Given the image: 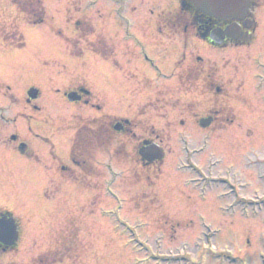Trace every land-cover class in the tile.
Here are the masks:
<instances>
[{
	"label": "rangeland",
	"instance_id": "obj_1",
	"mask_svg": "<svg viewBox=\"0 0 264 264\" xmlns=\"http://www.w3.org/2000/svg\"><path fill=\"white\" fill-rule=\"evenodd\" d=\"M176 4L43 0L46 21L30 26L8 0H0V37L14 45L6 46L0 38V89L13 97L0 96V209L12 216L20 232L0 264H39L63 246H72L75 255L61 264H132L135 253L125 246H146L164 257L185 252L193 264L203 255L199 264H217L215 259L259 264L264 258V179L259 178L264 172V0H254L249 10L257 24L251 44L225 50L195 39H188L184 48L183 38L170 35L160 20ZM78 20L90 24L93 32L77 35L72 23ZM19 35L22 45L15 48ZM102 40L114 51L112 59L90 52ZM190 51L198 52L207 76L230 94L233 120L215 132H202L190 118H174L176 124L186 120L184 127L171 140L164 139L162 162L144 167L138 150L145 141L161 145L151 132L164 130L163 118H169L157 109L158 98L151 93L171 89V73L183 66L181 57ZM81 86L95 98L87 97L88 106H77L75 113L84 121L80 124L126 120L129 127L127 136L115 135L112 146L92 153L86 173L65 169L67 181L58 171L62 163L69 165L72 136L58 138L56 130L62 128L59 115L65 112L62 129L67 131L75 121L68 118L73 108L61 91L67 94ZM32 87L39 91L34 104L39 111L24 102ZM131 92L133 97L123 96ZM205 99L196 114L209 108L202 105ZM14 133L16 141L5 143ZM204 137L207 149L191 157L208 179L199 187L191 183L193 174L178 172L186 158L184 142L195 149ZM22 144L28 155L17 149ZM217 178H228L237 202L256 205L229 209L233 197L228 187L214 182ZM148 253L136 258L144 260Z\"/></svg>",
	"mask_w": 264,
	"mask_h": 264
},
{
	"label": "flooded vegetation",
	"instance_id": "obj_2",
	"mask_svg": "<svg viewBox=\"0 0 264 264\" xmlns=\"http://www.w3.org/2000/svg\"><path fill=\"white\" fill-rule=\"evenodd\" d=\"M202 25L203 21L200 17L192 19L187 16L179 15L175 19V21H169L168 24H165L164 26H169L170 32L173 33V36H178L184 39L185 48L188 39H198V37L200 38L199 35L202 31ZM254 25L255 24L253 23V26L248 31V34H253L255 32L254 29L256 28ZM243 32H245V30H243ZM233 43H236L235 45L240 44L242 46V43L240 42ZM233 43L232 46H235ZM249 45L250 44L246 46ZM235 47L237 48V46ZM197 54V51H190L189 53H184L182 55L181 58L183 60L181 61V64L183 66L180 68L177 67L176 72L174 71V69V74L172 72L170 76V80L172 82L167 87H171V89L166 90V87H164L161 90H165H163V92L160 94H157L160 89H154V91L151 93V96H153L154 99L158 98V100H155L157 109L162 110L164 116H169V118H163L166 120L164 130L159 132L153 130L151 132V137L154 139L153 141L160 143L161 145L159 146H163L164 139L171 140L172 136L174 134L176 135L178 132H180V130H182V127H184L186 120L183 121V119H180L176 124L174 118H190L191 121L196 124V126L200 119L209 120L210 123L206 129L200 130L197 127V129L202 132H208L209 130L215 132L219 130L220 125H222L223 127H227V123H229L230 121L232 122L233 120L234 116L231 111L232 107L229 105L231 100L230 94L226 92L227 90H225L224 85H220L218 82L214 81V76H207L209 71L204 69V67L202 66L203 62ZM208 78H210L211 81H208ZM69 93H74L78 98V101L73 103L68 102L66 99V95ZM91 93L92 92L89 89H83L82 86L80 87V89H70L67 94H63L62 92L63 101L73 108L72 115L68 116V118H70V121H75V123L70 124L69 129H67L66 131L65 129H62L64 127V121L66 120V112L62 115H59L62 128L56 130V135L58 138H60L61 135H65L67 133L68 137L72 136L70 140L69 152L72 151L75 156L73 161L75 165H85V162L82 161L81 157H76L75 153L81 154L80 152H82L99 154L104 149L114 144L113 137L115 135L127 136L125 135V133H127L125 131L126 129H128L129 123L126 120H123L124 122H118L120 124V130L117 131L114 128V125L116 123L114 125L113 123H103V121L100 119H93L92 121H89L84 125L80 124L84 121L81 116L76 115L75 111H77V106L85 107L89 105L87 97L92 95L95 98V96ZM0 96L9 97L12 101V97L8 94V90L0 89ZM123 96L125 98H131L134 96V92L124 94ZM205 97L206 99L202 101V105H207L209 108L205 109L204 114H196L195 110H197V104L200 103V100ZM36 101L28 102L27 99L24 98V102L27 104V106L32 107L34 110L38 111L39 109H37V107H34ZM0 113L3 115L4 109L0 108ZM133 113L134 110L131 116L134 115ZM112 118L125 119L120 117ZM91 123H93L92 127ZM70 130H72V133L69 134ZM15 141L16 136L14 137L12 135L4 142L7 144H12ZM58 142L60 143L59 140ZM114 152H116V149L114 150ZM161 162L150 163L148 167L157 166ZM58 163L59 161H57V165ZM60 164L61 162L59 163V165ZM73 250L75 249L72 248V246H63L62 248H58L56 250L57 252H49L48 258H41L38 260V263L61 264L65 259L70 260L74 257L75 253ZM0 252H3V249L1 247Z\"/></svg>",
	"mask_w": 264,
	"mask_h": 264
},
{
	"label": "water",
	"instance_id": "obj_3",
	"mask_svg": "<svg viewBox=\"0 0 264 264\" xmlns=\"http://www.w3.org/2000/svg\"><path fill=\"white\" fill-rule=\"evenodd\" d=\"M201 13L212 16L217 20L223 21L232 18L233 20H242L246 14L248 0H188ZM240 34V28L232 26L226 29L224 33L215 31L211 39L216 43H221L224 37L236 39ZM245 37V36H243ZM242 37V38H243ZM241 38V39H242ZM36 92L30 91L28 95L31 99L36 98ZM72 101V96L69 97ZM202 126V125H201ZM204 127V126H202ZM147 161H151L157 156L154 148L143 149L140 152ZM17 239L16 224L12 219L3 218L0 220V243L11 246Z\"/></svg>",
	"mask_w": 264,
	"mask_h": 264
},
{
	"label": "trees",
	"instance_id": "obj_4",
	"mask_svg": "<svg viewBox=\"0 0 264 264\" xmlns=\"http://www.w3.org/2000/svg\"><path fill=\"white\" fill-rule=\"evenodd\" d=\"M11 2H13V4H15L19 13L24 15L27 18L28 23L30 25H40V24L44 23L45 15H44V9L41 5V0H11ZM180 5L181 6L184 5V6H186V8L187 7L191 8V6H189L184 0H180ZM204 21H205V24L202 27L201 35L203 34L205 37H207L210 33V30L214 26H216L218 23L215 21L209 20L207 18H204ZM75 30L79 34L80 33H86L87 31H89V27H87L85 24L77 22L75 25ZM17 43H18L17 47H20L22 45L21 44L22 43L21 38L19 39V41ZM103 49H104V47L102 44L101 48L95 49V53L99 54V55H103V53H104ZM84 157L88 158L89 156L84 155ZM71 158L74 159L73 154L71 155ZM3 216H6V214L0 210V218Z\"/></svg>",
	"mask_w": 264,
	"mask_h": 264
}]
</instances>
